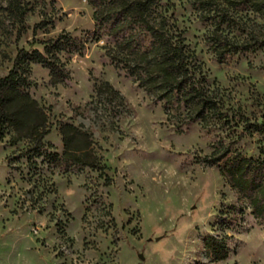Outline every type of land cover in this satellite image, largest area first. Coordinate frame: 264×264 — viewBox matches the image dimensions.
I'll list each match as a JSON object with an SVG mask.
<instances>
[{
    "label": "rangeland",
    "instance_id": "rangeland-1",
    "mask_svg": "<svg viewBox=\"0 0 264 264\" xmlns=\"http://www.w3.org/2000/svg\"><path fill=\"white\" fill-rule=\"evenodd\" d=\"M8 1L0 0V77L23 49L62 34L83 41L81 54H61L69 80L53 84L47 68L32 64L26 90L49 114L48 152L63 154L59 124L82 125L107 169L66 170L33 156L29 140L12 146L0 132V264H264V221L221 173L238 158L264 159V48L220 63L191 0H160L217 99V112L202 121L177 105L167 113L111 63L113 40L93 36L89 0H20L22 22L4 11ZM235 17L230 37H264V15ZM101 83L123 95L124 108L97 99ZM206 236L225 242L226 260L212 258Z\"/></svg>",
    "mask_w": 264,
    "mask_h": 264
},
{
    "label": "trees",
    "instance_id": "trees-1",
    "mask_svg": "<svg viewBox=\"0 0 264 264\" xmlns=\"http://www.w3.org/2000/svg\"><path fill=\"white\" fill-rule=\"evenodd\" d=\"M98 25L93 36L105 31L114 46L108 51L110 61L133 78L146 95L161 103L167 113L176 105L184 107L190 117L207 121L217 112L216 97L207 88L201 65L185 44L161 8L160 0H89ZM200 21L208 27L206 40L218 62L239 50L264 48V37L247 33L236 39L225 33L235 22L236 12L250 11L264 15V0H191ZM16 21H23L27 9L20 0H9L3 8ZM246 32V31H245ZM85 44L78 38L62 34L42 49L21 50L12 70L0 77L1 138L11 134L10 145L29 140L31 153L45 157L66 170L73 168L101 170L107 167L94 146L93 135L82 125H58L64 151L62 155L45 149L44 139L51 132L47 111L26 90L32 64H41L50 73L53 84L69 80L70 75L61 54H81ZM96 97L111 111L125 107V98L109 83L95 85ZM208 159L210 165L219 164L226 157ZM228 184L241 198L248 201L255 218L264 221V159L238 158L221 169ZM105 185H111L106 176ZM204 248L219 262L229 257L225 242L213 236L203 239Z\"/></svg>",
    "mask_w": 264,
    "mask_h": 264
}]
</instances>
